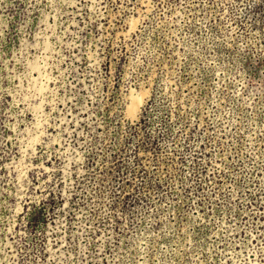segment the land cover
Masks as SVG:
<instances>
[{"label":"rangeland","instance_id":"obj_1","mask_svg":"<svg viewBox=\"0 0 264 264\" xmlns=\"http://www.w3.org/2000/svg\"><path fill=\"white\" fill-rule=\"evenodd\" d=\"M0 264H264V0H0Z\"/></svg>","mask_w":264,"mask_h":264},{"label":"bare ground","instance_id":"obj_2","mask_svg":"<svg viewBox=\"0 0 264 264\" xmlns=\"http://www.w3.org/2000/svg\"><path fill=\"white\" fill-rule=\"evenodd\" d=\"M140 103V102H139ZM136 104H138V103H136ZM136 109V108H135ZM134 115V114H133Z\"/></svg>","mask_w":264,"mask_h":264}]
</instances>
